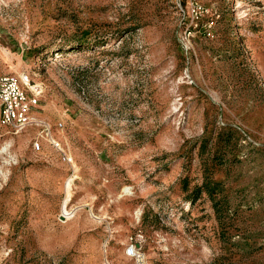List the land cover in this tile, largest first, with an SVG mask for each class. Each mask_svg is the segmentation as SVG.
<instances>
[{
    "label": "rangeland",
    "instance_id": "1",
    "mask_svg": "<svg viewBox=\"0 0 264 264\" xmlns=\"http://www.w3.org/2000/svg\"><path fill=\"white\" fill-rule=\"evenodd\" d=\"M0 73V264H264V0H0Z\"/></svg>",
    "mask_w": 264,
    "mask_h": 264
},
{
    "label": "built area",
    "instance_id": "2",
    "mask_svg": "<svg viewBox=\"0 0 264 264\" xmlns=\"http://www.w3.org/2000/svg\"><path fill=\"white\" fill-rule=\"evenodd\" d=\"M26 83L27 86L30 85L29 92L16 76L0 73V124L2 126L21 131L31 123L32 115L40 103L42 89L39 85L32 86L29 81ZM127 254L135 260L136 264H147L145 254L137 246H130Z\"/></svg>",
    "mask_w": 264,
    "mask_h": 264
}]
</instances>
